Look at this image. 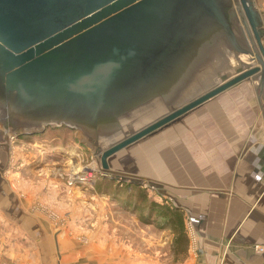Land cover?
Masks as SVG:
<instances>
[{
  "label": "water",
  "instance_id": "1",
  "mask_svg": "<svg viewBox=\"0 0 264 264\" xmlns=\"http://www.w3.org/2000/svg\"><path fill=\"white\" fill-rule=\"evenodd\" d=\"M246 0H0V149L62 126L106 159L243 80L264 90ZM66 126V127H65Z\"/></svg>",
  "mask_w": 264,
  "mask_h": 264
},
{
  "label": "rangeland",
  "instance_id": "2",
  "mask_svg": "<svg viewBox=\"0 0 264 264\" xmlns=\"http://www.w3.org/2000/svg\"><path fill=\"white\" fill-rule=\"evenodd\" d=\"M246 2L253 15L255 31L239 1L245 21L255 45V34H258L264 47V0ZM254 66L226 77L172 111ZM257 123L264 125V90L261 93L258 79L252 76L179 121L109 156L107 168L103 167V155L143 128L97 154L81 136L62 126H45L37 134L7 135L11 154L8 164L14 172L22 173V181L28 189L40 191L38 194L31 192L33 189L28 192L32 198L28 202L29 214L44 220V237L50 235L59 239L56 246L53 241L58 252L53 259L55 264L69 261L70 264H86L89 257L95 264H176L172 237L179 227L169 214L180 208L185 213L186 208H192L202 196H217L228 189L224 174L233 162L211 161L212 150H226L230 142L240 143ZM212 138L218 143L211 144ZM72 150L74 155H71ZM0 155H4L2 149ZM224 155L227 157V153ZM4 162L1 159L0 163ZM75 166L81 172H76ZM76 176L85 179L73 182ZM6 179L14 185L13 189H18L20 184L13 173ZM212 181L215 182L212 184ZM19 195L24 194L20 192ZM189 228L191 240L195 241L191 224ZM65 242L70 243V248H66ZM48 245L44 249V259L38 254L36 259L32 257L33 264H47L46 260H51L47 256L51 249ZM72 250L73 257L68 256Z\"/></svg>",
  "mask_w": 264,
  "mask_h": 264
},
{
  "label": "crops",
  "instance_id": "3",
  "mask_svg": "<svg viewBox=\"0 0 264 264\" xmlns=\"http://www.w3.org/2000/svg\"><path fill=\"white\" fill-rule=\"evenodd\" d=\"M240 141L230 142L226 150L213 149L210 156L211 161L233 162L224 174L223 183H227L228 189L217 196H202L185 213L179 209L183 229H177L172 237L176 264H264V125L254 124L249 135ZM210 143L217 144L218 140L212 138ZM9 155L8 152V162ZM1 159L4 155H0V162ZM9 166L5 169V162L0 163V264H33L32 257H43L48 244L51 249L47 256L51 260L46 262L55 264L53 259L58 252L53 241L56 246L59 239L44 237V220L29 214L28 202L32 198L28 192L40 191L28 189L22 173ZM12 173L20 184L15 190L6 179ZM20 192L24 197H20ZM190 224L195 241L191 240ZM65 243L70 248V243ZM73 252L68 256L73 257ZM86 264H95V260L89 257Z\"/></svg>",
  "mask_w": 264,
  "mask_h": 264
},
{
  "label": "trees",
  "instance_id": "4",
  "mask_svg": "<svg viewBox=\"0 0 264 264\" xmlns=\"http://www.w3.org/2000/svg\"><path fill=\"white\" fill-rule=\"evenodd\" d=\"M179 210H175L174 212L173 211H171V214H169V217H170V219H175V221H177V223H178V227H179V229L178 230H181V229H183V220H182V218H181V216L179 215V214H177V212H178Z\"/></svg>",
  "mask_w": 264,
  "mask_h": 264
},
{
  "label": "built area",
  "instance_id": "5",
  "mask_svg": "<svg viewBox=\"0 0 264 264\" xmlns=\"http://www.w3.org/2000/svg\"><path fill=\"white\" fill-rule=\"evenodd\" d=\"M77 179H79V180H83V179H85V178H84V176H83V177L76 176V178L73 179V182L76 181ZM73 182H72L71 184H73ZM257 249H258L259 251H263L262 248H257Z\"/></svg>",
  "mask_w": 264,
  "mask_h": 264
},
{
  "label": "bare ground",
  "instance_id": "6",
  "mask_svg": "<svg viewBox=\"0 0 264 264\" xmlns=\"http://www.w3.org/2000/svg\"><path fill=\"white\" fill-rule=\"evenodd\" d=\"M253 32V31H252ZM258 79V78H257ZM19 135H22V134H19ZM71 155H74V151L72 150V152H71ZM80 166V165H79ZM76 167V166H75ZM81 169V168H80ZM73 170V169H72ZM75 170H77L76 172H78V171H80L79 169H78V167H76L75 168ZM73 172V171H72ZM81 172V171H80ZM86 181V180H85Z\"/></svg>",
  "mask_w": 264,
  "mask_h": 264
},
{
  "label": "flooded vegetation",
  "instance_id": "7",
  "mask_svg": "<svg viewBox=\"0 0 264 264\" xmlns=\"http://www.w3.org/2000/svg\"><path fill=\"white\" fill-rule=\"evenodd\" d=\"M66 127V126H65Z\"/></svg>",
  "mask_w": 264,
  "mask_h": 264
}]
</instances>
